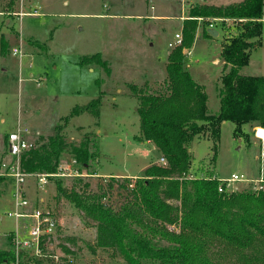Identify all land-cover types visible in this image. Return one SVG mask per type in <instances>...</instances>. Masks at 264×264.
Returning a JSON list of instances; mask_svg holds the SVG:
<instances>
[{
    "label": "rangeland",
    "instance_id": "obj_1",
    "mask_svg": "<svg viewBox=\"0 0 264 264\" xmlns=\"http://www.w3.org/2000/svg\"><path fill=\"white\" fill-rule=\"evenodd\" d=\"M21 1L25 13L37 11L34 15H40L22 17L20 22L16 13ZM31 3L39 9L33 10ZM7 5L8 0H0V43L3 40L6 44L4 51L0 50V162L7 157L6 137L18 126L27 129V139L33 143L39 135L45 139L52 136L57 125L63 128L66 140L74 144L86 134L95 133L100 155L93 169L100 177L76 164L83 177L61 179V186L69 192L100 195V187H106L114 176L115 190L105 194L103 201L118 206L124 201L125 191L119 192L117 186L131 180L125 176L143 177L151 164H160L153 146L136 138L140 132L137 102L128 86L144 85L153 93L166 92L165 65L171 51L168 43L174 42V34L183 27L179 18L186 16L185 6L178 0H17L7 14ZM155 16L165 19H150ZM216 31L217 37H205L200 29L196 31L191 57L196 64L189 70L193 79L208 86L209 114L216 113L221 78L226 73L220 57L212 61L225 39L221 28ZM17 48L21 57L13 55ZM250 51V62L241 74L264 76V28L260 45ZM97 54L106 66L80 64ZM100 94L103 101L99 118L83 114L65 120L72 108L86 105ZM202 125L203 130L189 144L193 177L205 176L201 166L224 181L233 174L257 178L260 171L264 177V159L258 158L264 152L260 142L251 136L249 144L238 141L230 122ZM11 194L10 182L4 180L0 185V196L4 195L0 197L3 250L10 249L5 234L14 229V219L7 217L12 211ZM40 198L58 221L55 239L47 249L49 255L57 256L58 264H127L118 252L97 247L95 222L58 192L56 179Z\"/></svg>",
    "mask_w": 264,
    "mask_h": 264
},
{
    "label": "trees",
    "instance_id": "obj_2",
    "mask_svg": "<svg viewBox=\"0 0 264 264\" xmlns=\"http://www.w3.org/2000/svg\"><path fill=\"white\" fill-rule=\"evenodd\" d=\"M16 1L8 0L5 11L14 8ZM263 12L264 0L226 7L192 5L182 25V43L167 57L166 92L128 86L138 103L140 140L151 142L167 166L151 164L143 177L125 179L117 186L119 192L125 191L122 203L114 206L103 201L105 194L115 190L114 177L100 187V195L92 196L69 192L56 179L58 192L95 222L98 248L118 252L127 264H264V184L258 190L239 184L232 192H219L225 184L204 166L200 167L204 177L188 178L193 174L189 144L203 130L202 123L230 122L236 138L248 144L250 133L244 128H264V77L241 74L250 50L260 45ZM212 23L226 39L220 52L226 73L221 78L219 108L209 114L208 96L192 78L183 50L193 46L198 29L202 36L211 37ZM5 46L1 40V52ZM94 63L106 66L100 54L80 64ZM102 97L75 106L65 120L83 114L99 118ZM37 138L20 157L24 172L52 174L64 158L71 157L90 175L96 173L93 165L100 150L95 133L74 144L57 125L52 136ZM4 180L0 176V184ZM13 259L10 249H0V264Z\"/></svg>",
    "mask_w": 264,
    "mask_h": 264
},
{
    "label": "built area",
    "instance_id": "obj_3",
    "mask_svg": "<svg viewBox=\"0 0 264 264\" xmlns=\"http://www.w3.org/2000/svg\"><path fill=\"white\" fill-rule=\"evenodd\" d=\"M20 4L22 6V1ZM34 13L36 11L29 14L34 15ZM17 15L22 17L28 14L20 11ZM209 29H213L212 24ZM181 43L182 34H175L174 43H170L168 46L174 49ZM13 55L21 57V50L14 49ZM27 138V130H21L20 127H17L15 132L9 133L7 157L0 162V176L7 178L12 188V211L7 213V217L14 219V229L7 236L14 259L8 264H48L50 262H52L50 264H58L57 256L47 253L51 240L55 239L58 221L55 214L42 205L40 194L45 191L53 179L81 178L83 174L76 167L77 162L72 159L61 161L56 172L52 174L24 172L21 168L20 157L24 152L34 147V143ZM253 138L264 144V128H255ZM259 158L264 159V152H260ZM159 163L162 166H167L164 158H160ZM192 177V175H188V178ZM220 181L225 184V187L221 186L219 192L234 191L236 183H245L252 186L254 190L260 189L264 184L262 177L254 180L236 174L231 175L225 181Z\"/></svg>",
    "mask_w": 264,
    "mask_h": 264
},
{
    "label": "crops",
    "instance_id": "obj_4",
    "mask_svg": "<svg viewBox=\"0 0 264 264\" xmlns=\"http://www.w3.org/2000/svg\"><path fill=\"white\" fill-rule=\"evenodd\" d=\"M203 1H205L204 3H194V2H190V1H188L187 2V0H178V3H180V4H182V5H184L185 6V12H186V16H184V17H181V18H179V20H180V23L183 25V22L185 21V20H187L188 19V17H189V11H190V7L192 6V5H208V6H215V7H226V6H230V5H234V4H239V3H241V2H243L244 0H223L224 2H222V3H218V4H216V3H214V2H211V3H207L206 1L207 0H203ZM34 4V3H33ZM32 3L30 4V5H33ZM18 8H19V12L18 13H20V11L22 12V13H25L24 12V5H23V3H22V6H21V4H19V6H18ZM37 9H39V6L38 5H35L34 4V6H33V10H37ZM153 9V8H152ZM37 12V11H36ZM29 13H32V12H28V13H26V14H28V15H25L26 17H38L40 14L38 13V14H36V15H30ZM7 14H8V12H7ZM17 14V13H16ZM18 16V15H17ZM25 16H22V17H25ZM22 17H20L19 18V21L21 22V20L23 19ZM153 18H157V21H163L165 18H163V19H161L162 18V16L160 17V16H155V17H150V19H153ZM161 19V20H158V19ZM148 20H150L149 18H147ZM153 21V20H152ZM261 22H262V24H263V28H264V12H263V16H262V19H261ZM7 23H9L8 21H7ZM229 26H230V23H229ZM216 29H217V26L215 25V23H213V29H210V30H215L216 31ZM230 29H232V28H230L229 27V30ZM217 32V31H216ZM223 32V31H222ZM175 34H181V30L179 29V31L178 32H176ZM174 34V35H175ZM224 34V33H223ZM212 36V35H211ZM218 36V32H217V35L216 36H212V37H217ZM224 38H225V36H224ZM211 40V39H210ZM170 43H174V42H169L168 43V45L170 44ZM224 43H225V39H224ZM168 48L170 49V50H172V48H170L169 46H168ZM221 48H222V46H221ZM257 47H254L253 49H256ZM193 49H195V47L193 46V47H191L190 49H185V51H184V54L187 56V54H186V52H188L189 53V58L187 59V66L189 67V70L191 71V64H196V62H194L193 61V59L191 58L192 57V51H193ZM253 49H251V50H253ZM220 52H221V49H220V51H219V53H217V55L215 54V56L213 57L214 59L212 60L213 62H215L216 60H218L219 59V57H220ZM251 52V51H250ZM250 52H249V54H250ZM193 53H194V51H193ZM167 62V61H166ZM249 62H250V58H249ZM249 62H248V64H249ZM165 67H166V65H165ZM247 67V66H246ZM245 68V67H244ZM241 72H242V70H241ZM249 76H252V75H249ZM194 77V76H193ZM259 77V76H258ZM260 77H264L263 75L262 76H260ZM194 80L197 82V84H199L201 87H203V89L205 90V92L207 93V96H208V99H207V108H208V105H209V102H210V95H209V90H208V86L205 84V82H203V81H200V80H197L195 77H194ZM220 88V87H219ZM135 99V98H134ZM136 102H137V100H136ZM137 105H138V103H137ZM218 108H219V98L217 99V107H216V109H215V111H217L218 110ZM19 127V126H18ZM255 128H257V127H249V126H246L245 127V131H247V132H249L250 134V136L251 137H253V131H254V129ZM25 130H27V129H25ZM11 133V132H10ZM136 138H139L140 139V132H139V135L136 137ZM2 140H0V148L2 147ZM146 144H150V145H152L153 146V148H154V150L156 151V153H157V155H159V159L161 158V156H160V154H159V152L157 151V149L155 148V146L151 143V142H145ZM259 143V142H258ZM260 144V147H264V144H261V143H259ZM259 146V145H258ZM190 150V152H191V149H189ZM6 153H7V149H6ZM259 158V157H258ZM158 159V160H159ZM156 164H158V162H156ZM92 176H95V177H100L99 176V174L96 172L95 174H93ZM112 177H114V176H112ZM216 177H218V176H216ZM245 177H247V178H249V179H254V180H256V179H259L260 177H262L263 179H264V177L262 176V173H261V171L259 172V176L256 178V177H254V176H252V174H250V176H245ZM5 178V177H4ZM115 178H116V176H115ZM118 178V177H117ZM120 178H122V177H120ZM125 178H128V179H136V178H138V176H130V175H127V176H125ZM6 180H8L7 178L5 179V181ZM9 181V180H8ZM10 182V181H9ZM2 184V183H1ZM0 184V185H1ZM238 184L239 183H236V184H234V189H237V187H238ZM10 187H11V184H10ZM2 196H4V195H2ZM2 196H0V197H2ZM11 203H12V201H11ZM9 234V233H8ZM8 234H5V236H7ZM9 249V248H8Z\"/></svg>",
    "mask_w": 264,
    "mask_h": 264
},
{
    "label": "water",
    "instance_id": "obj_5",
    "mask_svg": "<svg viewBox=\"0 0 264 264\" xmlns=\"http://www.w3.org/2000/svg\"><path fill=\"white\" fill-rule=\"evenodd\" d=\"M209 33L212 36H216L217 35V32L215 30H209ZM238 141H240V139Z\"/></svg>",
    "mask_w": 264,
    "mask_h": 264
}]
</instances>
